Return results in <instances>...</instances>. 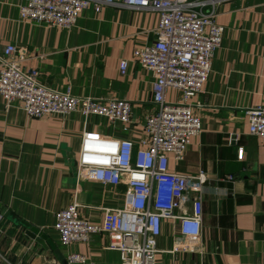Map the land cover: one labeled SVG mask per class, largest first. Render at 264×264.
<instances>
[{"label":"crops","instance_id":"0c3cea01","mask_svg":"<svg viewBox=\"0 0 264 264\" xmlns=\"http://www.w3.org/2000/svg\"><path fill=\"white\" fill-rule=\"evenodd\" d=\"M26 2L0 0V57L13 45L23 68L36 70L46 87L70 89L77 99L124 100L133 110L127 124L79 113L36 119L17 103L5 109L0 97V205L48 236L66 263L78 254L85 258L82 264H120L108 235L63 247L53 225L55 215L73 204L93 225L102 222L105 210L124 206L125 187L77 178V159L84 132L131 142L136 150L146 141L143 125L154 110V80L133 52L155 42L158 14L91 8L66 30L21 20L19 9ZM215 20L225 29L223 43L213 54L205 93L190 101L202 133L190 140L181 162L168 156L171 173H203L208 180L202 191L201 247L196 253H172L179 226L166 219L156 264H264V142L249 135L246 116L248 108H264V0H228L217 7ZM122 61L128 62L124 75ZM179 99L180 93L168 91V103ZM25 232L0 217V264H63Z\"/></svg>","mask_w":264,"mask_h":264},{"label":"built area","instance_id":"2783aa9c","mask_svg":"<svg viewBox=\"0 0 264 264\" xmlns=\"http://www.w3.org/2000/svg\"><path fill=\"white\" fill-rule=\"evenodd\" d=\"M225 2L228 0H27L19 9L21 20L66 30L91 8L150 11L159 17L155 42L133 52L135 62L154 80V110L144 121L142 148L136 150L131 142L84 132L77 159V178L113 188L123 185L124 206L105 210L98 225L83 219L75 204L58 212L53 229L61 246L87 243L93 236L106 234L110 248L119 253L120 264H156L161 223L168 219L179 226V244L172 253L198 252L203 230L202 191L208 180L203 173H171L168 156L181 162L190 140L202 133L203 124L190 101L205 93L213 54L222 46L225 29L215 17L217 7ZM21 60L13 45L0 57V97L5 109L17 103L30 118L79 113L84 119L97 116L111 124L129 123L130 102L77 99L70 89L52 90L40 83L36 70H25ZM127 68L128 62L122 61L120 74ZM170 90L180 93L177 103L166 101ZM246 116L249 135L264 142V108H248ZM238 157L242 159L241 151ZM84 261L78 254L67 257L69 264Z\"/></svg>","mask_w":264,"mask_h":264},{"label":"water","instance_id":"95a60500","mask_svg":"<svg viewBox=\"0 0 264 264\" xmlns=\"http://www.w3.org/2000/svg\"><path fill=\"white\" fill-rule=\"evenodd\" d=\"M0 217L8 219L12 223H14L16 226H19L26 230L25 235L30 240L35 241L37 244H39L42 247H50L51 250L55 253L56 257L63 263L64 262L61 258V255L59 254V251L57 250V246L52 242L51 239L48 238V236L44 235L40 230L36 229L35 227L27 224L24 221L17 220L14 216V214L10 213L5 207L0 205Z\"/></svg>","mask_w":264,"mask_h":264}]
</instances>
